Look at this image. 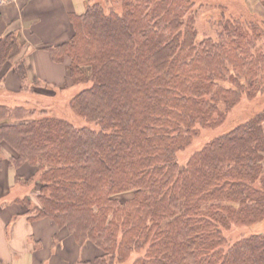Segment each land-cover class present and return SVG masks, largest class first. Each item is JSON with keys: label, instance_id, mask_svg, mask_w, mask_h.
<instances>
[{"label": "trees", "instance_id": "trees-1", "mask_svg": "<svg viewBox=\"0 0 264 264\" xmlns=\"http://www.w3.org/2000/svg\"><path fill=\"white\" fill-rule=\"evenodd\" d=\"M233 4L87 0L69 14L70 38L45 47L67 62L60 88L88 84L69 100L86 123L0 105V151L8 145L9 164L32 165L41 182L31 211L99 249L83 264L134 251L132 264H264V233L222 234L264 219V104L176 160L198 128L264 91V17ZM204 5L215 37L197 41ZM24 47L13 32L0 37V69L12 62L26 77Z\"/></svg>", "mask_w": 264, "mask_h": 264}, {"label": "crops", "instance_id": "crops-1", "mask_svg": "<svg viewBox=\"0 0 264 264\" xmlns=\"http://www.w3.org/2000/svg\"><path fill=\"white\" fill-rule=\"evenodd\" d=\"M87 0H1L0 37L8 32L25 42L27 75L21 78L12 62L0 69V105H29L36 83L60 87L68 82L67 62H55L45 48L70 38L69 14L84 11ZM261 7L264 9V5ZM260 12V11H259ZM69 86V85H68ZM42 109V108H41ZM264 130V122H263ZM11 148L0 151V264H83L99 255L90 242L78 244L69 231L48 216L35 217L26 203L21 177L27 164H9ZM19 175L18 179L17 176ZM22 183V184H21Z\"/></svg>", "mask_w": 264, "mask_h": 264}, {"label": "rangeland", "instance_id": "rangeland-1", "mask_svg": "<svg viewBox=\"0 0 264 264\" xmlns=\"http://www.w3.org/2000/svg\"><path fill=\"white\" fill-rule=\"evenodd\" d=\"M224 4L234 3V6H238L240 9H243L245 12H255L261 14L264 17V9L261 5H264V0H219ZM204 3H206L204 1ZM196 7L199 8L198 2ZM206 5L200 8L198 13L194 15V28L197 31V41H200L204 37L212 36L215 37V33L209 30V17L206 15ZM260 11V12H259ZM66 62V61H65ZM86 83H78L66 86L64 88L55 87L52 84H36L34 92L37 94L31 95L33 99H29L28 102L31 108L44 109L46 113L50 115H57L59 117L66 118L71 120L76 126L84 125L86 122L76 116L69 107L70 98L77 93L79 90L84 88ZM264 104V91L256 96L253 100H248L245 96L241 97L240 101L233 106L230 111L226 114V117L219 126L214 127H200L198 128L196 134L190 138L189 144L177 151L176 160L180 165H184L190 155L202 148V146L213 137L227 131L234 124L240 122L245 117H247L251 112L258 110ZM39 111V110H38ZM37 114L38 113H34ZM40 116V115H39ZM91 127L97 128L96 124H90ZM25 170V176L20 178V181L23 182L21 186L23 193H28L31 195L29 198L32 200L33 205H40L38 200V189L41 186V182L35 174V167L27 164ZM22 184V183H21ZM130 193L121 195L123 197L129 196ZM41 196V195H40ZM43 196V195H42ZM46 196V195H44ZM35 207V206H34ZM65 228V227H63ZM66 229V228H65ZM262 232L264 233V219L251 225H230L226 229H222V234L226 238L228 243H232L235 240L248 236L251 233ZM140 252H132L130 255L123 261H114L112 264H132L133 261L141 255Z\"/></svg>", "mask_w": 264, "mask_h": 264}, {"label": "built area", "instance_id": "built-area-1", "mask_svg": "<svg viewBox=\"0 0 264 264\" xmlns=\"http://www.w3.org/2000/svg\"><path fill=\"white\" fill-rule=\"evenodd\" d=\"M1 1V0H0Z\"/></svg>", "mask_w": 264, "mask_h": 264}]
</instances>
